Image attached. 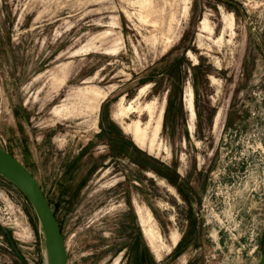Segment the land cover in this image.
I'll return each instance as SVG.
<instances>
[{
    "label": "rangeland",
    "instance_id": "374dc122",
    "mask_svg": "<svg viewBox=\"0 0 264 264\" xmlns=\"http://www.w3.org/2000/svg\"><path fill=\"white\" fill-rule=\"evenodd\" d=\"M0 148L40 186L67 264H256L264 0H0ZM4 180L0 264H47Z\"/></svg>",
    "mask_w": 264,
    "mask_h": 264
},
{
    "label": "water",
    "instance_id": "95a60500",
    "mask_svg": "<svg viewBox=\"0 0 264 264\" xmlns=\"http://www.w3.org/2000/svg\"><path fill=\"white\" fill-rule=\"evenodd\" d=\"M0 177L15 186L28 200L42 227L48 253L47 264H67L63 238L48 200L30 172L0 148ZM256 264H264V249Z\"/></svg>",
    "mask_w": 264,
    "mask_h": 264
},
{
    "label": "bare ground",
    "instance_id": "6f19581e",
    "mask_svg": "<svg viewBox=\"0 0 264 264\" xmlns=\"http://www.w3.org/2000/svg\"><path fill=\"white\" fill-rule=\"evenodd\" d=\"M205 27V26H204ZM191 93L192 92H190L189 91V100H188V109H190V110H192V104H191V100H192V98H191ZM132 110V107H131V104L130 105H128L127 107H124V108H120L119 110H118V112H117V114H116V116L117 117H121V116H123V114H125L126 112L128 113V111H131ZM133 111V110H132ZM126 113V114H127ZM161 113H159V114H157L158 116L156 117V119H155V127H154V129H153V135H156L157 134V132L159 131V125H160V122H161V115H160ZM158 136V135H157ZM156 137V136H155ZM139 213H140V220H141V222L143 223V224H147V226L149 225L148 224V222L150 221V219H151V217H150V214L149 213H145V214H142L140 211H139ZM154 237V236H153ZM176 242H177V238L176 237H174L173 238V245H175L176 244Z\"/></svg>",
    "mask_w": 264,
    "mask_h": 264
},
{
    "label": "trees",
    "instance_id": "16d2710c",
    "mask_svg": "<svg viewBox=\"0 0 264 264\" xmlns=\"http://www.w3.org/2000/svg\"><path fill=\"white\" fill-rule=\"evenodd\" d=\"M166 177L168 178V180L171 182V179H170V173L169 174H166ZM6 183H8L9 185H12L10 182H8L7 180H4ZM13 186V185H12ZM179 245L180 243L178 244L177 248H176V251L178 250L179 248Z\"/></svg>",
    "mask_w": 264,
    "mask_h": 264
}]
</instances>
